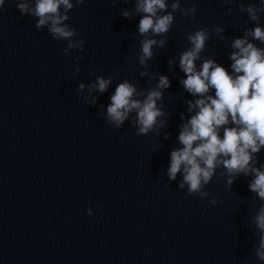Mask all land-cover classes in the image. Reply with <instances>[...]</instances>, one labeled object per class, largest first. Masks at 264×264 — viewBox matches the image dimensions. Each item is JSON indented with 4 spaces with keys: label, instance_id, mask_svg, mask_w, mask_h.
<instances>
[{
    "label": "water",
    "instance_id": "obj_1",
    "mask_svg": "<svg viewBox=\"0 0 264 264\" xmlns=\"http://www.w3.org/2000/svg\"><path fill=\"white\" fill-rule=\"evenodd\" d=\"M18 2L0 9V264H264L254 219L264 200L249 190L251 173L236 174L229 187L218 166L204 198L178 187L181 173L167 177L169 153L181 147L177 135L190 115L186 101L195 99L179 83L188 34L209 33L197 67L211 58L227 69L232 41L264 26V11L253 21L240 7L259 0H180L169 31L156 36L138 32L136 0H84L66 21L84 48L68 55L60 51L67 42L37 29ZM193 4L194 18L181 14ZM144 39L165 43L141 65ZM161 74L170 80L157 102L164 125L138 136L133 112L114 129L105 117L116 84L129 81L143 99ZM97 76L111 78L106 92H77ZM85 95L97 97L95 104L83 102ZM251 163L264 165V147Z\"/></svg>",
    "mask_w": 264,
    "mask_h": 264
},
{
    "label": "clouds",
    "instance_id": "obj_2",
    "mask_svg": "<svg viewBox=\"0 0 264 264\" xmlns=\"http://www.w3.org/2000/svg\"><path fill=\"white\" fill-rule=\"evenodd\" d=\"M6 0H0L3 9ZM227 2V0H225ZM84 0H19L16 4L21 15L29 14L37 18L35 27H47L51 37L55 40L66 41V47L60 51L68 55L70 50L83 51L85 40L82 35L77 36V30L66 21L74 6H79ZM180 0H136V11L142 13L137 23V30L141 35L151 32L153 36L169 31L173 24V12L177 11ZM241 10L249 14L253 21L259 19L258 12L264 11V0H259V6L241 5ZM171 8V12H166ZM196 12L193 4L182 10L181 14L194 18L190 14ZM163 13V14H161ZM122 16L128 18L129 12L123 11ZM216 33L223 29L214 28ZM259 40L264 43V26L255 25L246 30L243 37L235 38L229 53L231 63L226 69L222 64L209 58L202 60L199 67L196 61L204 49L209 33L203 29H196L188 34L191 47L180 54L179 69L184 74L179 83L195 99L186 101L188 119L180 126L177 135L181 147L169 153L167 177L174 180L177 173H181L182 180L179 188L187 186L189 195L198 193L201 198L209 194L204 191L218 166H223L227 173V186H231L236 174H252L248 185L249 190L264 200V165L254 167V154L264 147V49L256 47L249 41ZM163 39H144L141 43L139 63L145 65L153 56L154 45H163ZM76 57L75 61H79ZM172 61H169L171 64ZM79 66L73 68V74H78ZM145 73H141L144 75ZM112 83L111 78L97 76L95 82L85 85L80 82L77 92L81 93L87 87L89 94L95 89L103 94ZM170 86L166 75H159L154 88L147 91L143 99H138L136 86L129 81L116 84L109 103L106 106V120L114 129H119L135 112L136 135H147L153 129H159L165 121L159 119L165 112L157 102L162 100V89ZM97 97L83 96V102L95 104ZM183 120V114H181ZM222 129V134H221ZM215 205V197L207 201ZM88 215L93 214L92 208H87ZM255 226L259 231L255 247L256 256L264 261V205L255 216Z\"/></svg>",
    "mask_w": 264,
    "mask_h": 264
}]
</instances>
